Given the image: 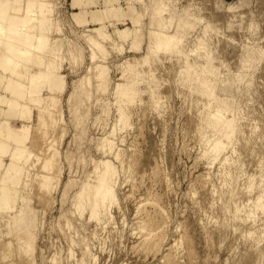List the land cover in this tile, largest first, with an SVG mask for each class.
<instances>
[{
    "label": "rangeland",
    "instance_id": "1",
    "mask_svg": "<svg viewBox=\"0 0 264 264\" xmlns=\"http://www.w3.org/2000/svg\"><path fill=\"white\" fill-rule=\"evenodd\" d=\"M40 1L48 2L45 33L49 45H57L52 49L59 47L52 58L58 74H65V87L59 95L60 89L42 83L36 91L46 100L39 103L36 93L27 98L25 78L27 101H19L32 111L25 117L9 106L14 96L6 84L14 77L0 68L1 80L7 77L0 88V128L4 122L11 129L27 124L31 153L16 187L17 210H0V264H264V209L257 207V196L264 195V0ZM17 3L23 13L27 0ZM100 26L107 36L100 35ZM153 32L179 37L174 48L158 49L141 62ZM48 50L44 61H53ZM129 59L137 71L131 102L116 94L119 83L132 80L124 71ZM35 63L23 70L34 73L41 67ZM187 64L193 78L213 69L211 98L199 97L190 85ZM98 65L106 67L104 80L96 76ZM219 102L227 119L235 117L236 129L214 160L202 150L218 134L203 120ZM47 106L51 114L45 116ZM120 107L129 113L128 123L119 120ZM15 144L0 154L4 165L13 160ZM54 151L53 169L45 170ZM102 159L117 171V202L92 217L89 204L78 207L77 194ZM47 172L53 179L42 187ZM21 207L33 220L30 229L15 223L24 235L9 219ZM28 239L34 241L30 250Z\"/></svg>",
    "mask_w": 264,
    "mask_h": 264
},
{
    "label": "bare ground",
    "instance_id": "2",
    "mask_svg": "<svg viewBox=\"0 0 264 264\" xmlns=\"http://www.w3.org/2000/svg\"><path fill=\"white\" fill-rule=\"evenodd\" d=\"M15 1L18 2V0H0V68L5 69L7 71L9 70L10 73L14 77V78H12L11 76H9L7 74L10 78L8 77L9 80H8V82L6 81L7 82V84H6L7 86L6 85L5 86L8 88L7 91H10L9 88H11V91L10 92L13 93V94H11V93L10 94H11V96L13 95L15 97V99L13 97V99H10L11 101H8V104L10 103L9 106L10 107H13L14 106V107L21 108L20 115H24L25 117L27 115V117H28L30 113L32 114V111L30 112L31 109L28 108L29 106L23 105V103H22L23 97H24V100L27 101L26 99L31 96V93L38 94L37 91H39V90L36 91V89H38L36 87H38L40 85L42 86V83H47V82H49V84L47 83L46 85L48 87L51 86V88H50L51 90L53 88H55V91H56V89H60V91H58V92H59V95H61L62 92L64 91V90L63 91H61V90L63 89V87H65L64 86L65 85V83H64L65 81H64V78H63V76H65V74L64 75L58 74V72H57V66H56L57 61H54V60H56V58H55V57H57L56 56L57 55L56 54L57 53L56 51L58 50L59 47L57 48V50L55 48V51H54L52 49V47H51L52 44L50 43L51 45H49V37H48V35H46L47 33H45L47 31L46 29L49 28L48 21L50 20L49 17H48V15H49V13H48L49 12L48 11L49 7L46 4L48 2L43 3L40 0H27V3L26 4L24 3V5H25L24 6V12L22 11L23 13H21V9L23 7L22 8H21V6L20 7H17L19 5V3L15 2ZM44 1H46V0H44ZM14 5H17V6L14 7ZM36 12H38V14ZM159 21H161V20H159ZM158 23L161 24L162 22H158ZM101 27L102 26L99 27L100 29L99 28L97 29L99 31L100 35L102 37L107 36V34L104 33V31H102V28ZM37 29H38V32L36 31ZM120 32L122 33V35H126L127 34L126 32H128V30H127V28H125V29L121 30ZM152 34L153 35H152V37L150 39V50L148 51V53L141 58L142 61L141 60H137V59L136 60L133 59V61L135 60L136 62H140V61L143 62V61H146L147 60V58L149 57L150 54H152V52L159 51L162 48L163 49H171V48H174V46H175L174 41L178 40V37H179V33H177V32L174 33V34H165V33H162V32H153ZM94 43L95 44H100L101 41L97 39V40H94ZM154 45H155V48H154ZM48 47L53 50V53L55 54V56L53 55V53L51 52V50L50 51L48 50L49 49ZM55 47H57V45ZM46 50L49 51V55L52 53V56L50 55L51 57L50 56H48V57H50L49 59H51L52 57L55 58L54 60L52 58L53 61H51V60L49 62L46 61L47 60V57H46L47 54L45 55V52H44ZM34 52H35V54L36 53L37 54L35 55ZM33 55H34V57H32ZM44 59H46V60L44 61ZM33 60H35V62H37V65H36V63L34 65L41 66V67H38L37 68V69H40L39 71L37 69H35V70H33L34 73L31 72L29 74V72H30L29 67H28L29 72L26 71V70H23V69H25V67H27L28 64H30L31 61H33ZM131 60L129 59V61L128 60L126 61V63H127V64L125 63L126 64V69H124L125 72L126 71L131 72L130 74L132 75V80L130 81V84H124L123 85V83H119L117 85V87H116V94L118 96H122V95L129 96V99H128L129 102H131V99H132V101H134V97H135L134 95H135V92L137 91V89L135 90V88H134V86L136 85L135 82L137 81L136 80V76H137L136 75L137 74L136 72L137 71L135 69H132L135 64H133L131 62ZM38 63H39V65H38ZM41 64L44 65V66L42 67ZM41 68L42 69L44 68V69L42 70ZM97 68L98 69H96V72L97 71L98 72L96 73V76L99 77V78H101L102 80H104L105 74H106V70H105L106 67H104L103 65H98ZM191 68H192V65L191 64H187L186 74H187V80L190 82V85L192 86L193 84H195L197 86V87H194V88L197 91V93L199 92L201 94V96L198 95L199 97H202V96L206 95L209 98H211L213 96V94H214V89L213 88H214L215 85H211V83L213 82L212 81V78L213 77H211L209 73L213 69H209V68L207 70H203L202 69V71L200 70V72L197 73L196 78H193V73L191 71ZM0 71L3 72V70H0ZM14 74H15V76H14ZM138 74H139V71H138ZM186 74L184 76H186ZM2 75H4V77H5L6 74L4 73ZM1 78L2 77H0V88H1V85H3L2 82H4V80L7 77L4 78L3 81L1 80ZM25 78H28L29 79V80L27 79L28 82L30 81L29 82V84H30L29 86H27L28 84L27 85H24V83H26V82H24V79ZM27 80H25V81H27ZM26 86L29 87L28 93L31 92L30 94H27L28 95L27 98L25 97L26 96V93H27V91L25 90V87ZM5 88H4V90L7 89V88L6 89ZM50 89H48V90H50ZM40 90H41V88H40ZM51 90H50V94H52V92L54 91V89H53V91H51ZM12 91H14V92H12ZM75 91L76 90H74V92ZM39 93H42V92L39 91ZM75 93H74V95H75ZM17 94H18L19 97L17 96ZM55 94H58V93L56 92ZM38 95H39L38 98L35 97L37 95L31 96L33 98L34 97L37 98V99L34 98L37 101H35L32 98L31 99L33 101H35V102H38L39 101V103H40V100L41 99H44V98H41L40 97V94H38ZM52 95H54V94H52ZM11 96H10V98H11ZM16 97H17V99H16ZM20 97L22 99L21 102L19 101ZM48 97H49V95H48ZM55 97H56V95H55ZM55 97L53 96V98H55ZM70 97H73L72 96V93H71V96ZM1 98H2V96L0 97V100H2ZM3 98H5V97L3 96ZM49 98L52 101V96L51 95H50ZM49 98H48V100H49ZM69 99L71 100V98H69ZM44 100H46V98ZM56 100H58V99H56ZM56 100L54 99V101H55L54 103H57ZM4 101L3 102L6 103L7 102V99L6 100L4 99ZM44 102H46V101H44ZM210 102L208 101V103H207L208 106L212 104ZM205 104H206V102H205ZM45 107H43V109ZM212 107H213V105H212ZM212 107H211L210 110H208V113L205 114L206 116L204 115L205 116V119L203 120V122L206 124V126H209L212 129V131L217 132L218 135L216 136L215 140L213 139L214 140L213 143H211V144L209 143L210 144V147L207 150H202V152H205L203 155L206 154L207 157L208 156L209 157L211 156L213 159L214 158L217 159L216 157L219 156L218 155V152H220L221 150H224L225 146H228V145H226V141L227 140L230 141L233 138L232 134L235 133L236 122H235V119H234L235 117L232 118V119L231 118L227 119L225 117L224 114L227 111L226 105H223L221 102H219L217 108H212ZM47 108H45V109L48 112H44L43 111L45 113L44 114L45 116H46V113L47 114L48 113L51 114V111L49 110V106H47ZM203 109H206V108H203ZM39 112L41 114L40 109L38 111V114H39ZM204 112L206 113L205 110H204ZM128 114H127V110H126L125 107H120V116H119L120 119L119 120L120 121L125 120V122H126L129 119V117H128L129 115ZM44 115H43V117L45 119H47ZM50 116L48 115L49 118H50ZM204 116H202V119L204 118ZM43 117L41 116V118L39 117V119L41 120V119H43ZM41 121H43V120H41ZM43 122L45 123V121H43ZM126 123H128V122H126ZM237 123H238V121H237ZM4 124H5V122H4ZM4 124L1 127H4L5 128L6 127V124H8V123H6L5 125ZM201 125L203 126L202 123H201ZM201 125L199 127H201V129H202V126ZM206 126H203V127L205 128ZM4 128H0V154L2 152L3 153H6V151L7 152L10 151V149H11V148H9L10 147V143L15 142L17 144H15L16 147L15 146H11L12 148H14V150H12L13 153H11V158L10 159L11 160L13 159V160L12 161L10 160L11 162L9 164L4 165L3 162L1 161V158H0V210H2L3 213H4V209L13 210L14 208H16L18 206V205H16V204H18V202L16 200L20 196L17 197L16 195H19V194H16L15 193V192H18L19 193V191L17 190L16 187H19V185H20L19 183L21 182V180L18 181V179H21L22 178V177H19V176H21V174L24 172L23 171L24 170L23 164L24 163L26 164L25 161H28V159H29V157L31 155V153L28 152L29 150H27V148H26L27 147L26 146L27 144L25 145V143L27 141V134H28L29 126H27V124H25V125H22L18 129H17V127L15 129L14 128L11 129L9 126H7L6 129H4ZM198 128H197V131H198ZM206 129H204V130H206ZM209 131H210V129L207 132H209ZM202 132H203V130H202ZM204 132L202 134H204ZM202 134H200V135H202ZM203 136H204L203 138L206 141V138H205V136H207L206 133ZM231 136H232V138H231ZM211 142H212V140H211ZM203 143H204V141H203ZM207 144H208V142H207ZM206 145L204 144V146H206ZM203 149H206V147H204ZM53 154L55 155V151H54V153H52L50 155V157L53 156ZM117 154H119V153H117ZM119 155H121V154H119ZM119 155H117V156L119 157ZM0 157H2V156H0ZM54 157H51V159L49 157H47V159L45 160L44 165H43V168L45 170L47 168L50 169V168L53 167V165H52L53 164L52 158H54ZM224 158H225V160L222 158L221 161L224 160L225 164H227L226 162L228 160V157H224ZM21 160H23L24 162H22ZM20 161H21V163H20ZM54 164H55V160H54ZM51 170H49V171H51ZM92 171H93V173L91 172V174H93V175L92 176H89V177H92V180L91 179L88 180L87 183L85 184V186L77 194V197H78V207L83 208L85 205L89 204L90 211H91V216L92 217H98L99 212H100L101 209H106V208H108V206L110 204L117 202L116 193L114 191V186H115V181H116L115 180V176H116V172L117 171L113 167V165L111 164V161H109V160H103V159L102 160H99V161L96 160V164L94 166V170H92ZM50 173L52 174V172H50ZM50 173L48 174V172H47V174H44V175L42 174V177L41 176L40 177L43 180H41V178L38 176L40 178L39 181L40 182L43 181V183L41 184V186L42 185L48 186L49 182L50 181L52 182V180H51L52 176H51ZM224 175H226V174H224ZM227 176L228 175H226L225 177H227ZM54 177H56V176H54ZM229 179H231V178H229ZM15 197H17V199ZM257 198H258V200H257V205L258 206L257 207H260V209L262 207L264 209V195H261L260 197L257 196ZM255 202H256V199H255ZM23 207L26 208V205L23 206ZM23 207H21L20 210L18 209L19 210L18 213H17V211L14 212V213H16L14 215V217H13V215L11 217V214L9 213L8 210L7 211L9 213L10 218H9L8 215H6V214L5 215L10 220L12 218L15 220V221L13 220L14 221V224H13V221L11 220L12 221V224H13V227L17 224V225L20 226V228H21V226L22 227L26 226V229L27 228L30 229L29 227H31L30 225H31V223H32L33 220H29V219L26 218L27 215H26V213L24 214V208ZM17 208H16V210H17ZM263 209H262V211H263ZM13 211H15V210H13ZM10 212H12V211H10ZM24 215H26V216H24ZM10 220H8V223H9ZM141 222H143V221L141 220ZM149 222H150V220H149ZM8 223H6L7 226H8ZM17 225L14 228H16ZM147 225L149 226V224H147ZM150 225H151V223H150ZM140 226H141V224H140ZM148 226H147L146 230H148V228H150L149 230H151V227H148ZM18 227L16 228L17 230H19ZM138 228H140V227H138ZM16 229H14V230H16ZM10 230H11V228H10ZM21 230L22 229H20L19 231H21ZM23 230L21 231V234L23 232V235H24V231ZM243 230H245V229H243ZM257 230L258 229H256L255 231H257ZM262 230H263V228L261 229V231ZM140 231H141V228H140ZM247 232L248 231H246V233ZM31 233L32 232H29V233H27V235L28 234L31 235ZM146 233H147V231H146ZM148 233H152L153 234L154 232L151 231V232H148ZM144 234H143V236H144ZM30 235L28 236L29 238H30ZM153 235H155V233ZM260 235H262V234L260 233ZM252 236H253V234H252ZM21 237L19 239L22 240ZM150 237H152V236H150ZM145 238L147 240L146 235H145ZM31 239H34V236L33 235H31ZM151 239H150V241L153 240V239L152 240ZM25 241H27V239ZM28 242H27L28 244L25 242L27 245L24 244V241H23V243L21 241L20 244L22 243L23 244L22 246L26 245L25 247H27V249L29 248V250H30V249L33 248L32 247V245H33L32 242H34V241L33 240L32 241L31 240L29 241V239H28ZM11 243H10V245H11ZM6 244H8V243H6ZM142 244H143V242H142ZM6 247H7V245H6ZM29 250H27V251H29Z\"/></svg>",
    "mask_w": 264,
    "mask_h": 264
}]
</instances>
